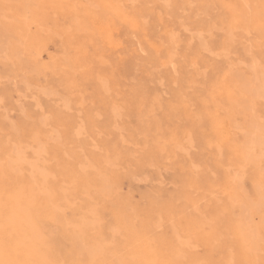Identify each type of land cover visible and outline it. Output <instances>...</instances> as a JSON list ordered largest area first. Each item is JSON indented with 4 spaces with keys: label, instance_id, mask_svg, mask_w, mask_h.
Returning <instances> with one entry per match:
<instances>
[{
    "label": "bare ground",
    "instance_id": "1",
    "mask_svg": "<svg viewBox=\"0 0 264 264\" xmlns=\"http://www.w3.org/2000/svg\"><path fill=\"white\" fill-rule=\"evenodd\" d=\"M28 1L54 8L51 12L45 6L29 11ZM79 1L89 2L86 17L91 16L93 6L99 8V18L107 21L105 34L108 21L111 26L117 19L123 22L121 65L128 81L123 79L126 83L118 94L142 101L129 103L128 108H139L142 119L145 110L166 108V117L182 114L185 122L176 116L174 126L166 124L164 117L138 125L136 129L151 139L142 136L146 146L136 158L123 146L127 143L119 140H101V150L96 152L88 149L85 138L69 131L47 135L41 120L7 125L2 118L0 264H264V1L0 0V54L4 52L5 59L0 71L28 70L19 58L22 51L34 63L40 62L35 45L43 41V32L54 30L75 51L68 60L53 64L54 73L60 74L59 84L73 95L84 94L92 84L94 95L103 97L106 77L97 66L91 70L87 61L92 56L87 45L93 43L94 34L85 21H76ZM107 1L117 2L109 5ZM55 14L69 25L57 30L61 20ZM183 29L192 30V35L184 38ZM243 33L254 42V54L248 42L238 48L239 40L244 43ZM140 49L148 50L150 57L141 67L144 74L138 75ZM238 52L243 63L240 56L233 58ZM246 62L252 67L245 69L249 73L240 68ZM147 76L156 82L165 80L176 103L163 105ZM193 143L200 150L193 160L187 157L189 150L182 157L176 194L159 189L147 194L144 202L133 203L121 193L123 177L148 165L156 167L163 153V159L176 150L184 154ZM47 153L50 165L46 164ZM255 215L259 217L256 222Z\"/></svg>",
    "mask_w": 264,
    "mask_h": 264
},
{
    "label": "rangeland",
    "instance_id": "2",
    "mask_svg": "<svg viewBox=\"0 0 264 264\" xmlns=\"http://www.w3.org/2000/svg\"><path fill=\"white\" fill-rule=\"evenodd\" d=\"M157 1H163V0H157ZM167 1H170V0H167ZM186 1H216V0H186ZM227 1H229V0H227ZM248 1H252L254 4H258L259 2L261 3L264 0H259V1L248 0ZM112 2H114V3H112ZM115 2H117V1H109V2L107 1V3H109V5H114ZM28 3H31L30 4L31 6L28 4V8H27V10L30 9L29 11H31V10L34 11L35 9H36L35 11L42 10V7L45 6L51 12V11H53V8H54L50 5H48V6L44 5L43 2L38 3L37 1H28ZM34 3H35V5H32ZM122 5L123 4H121L120 6H122ZM88 6H89L88 1H86V2L85 1H83V2L79 1V5H78L79 12L77 13L79 17L77 18L78 20H76V21L77 22H79V21L84 22L85 21V24L86 23L88 24V28H89L90 33L94 34L93 35L94 37L92 36V39L94 38V40L92 41L93 43L92 44L89 43V45H87L88 53H91V55H92V56H90V62H89L88 56H87V61H88V63H90L89 65L91 66V70H92V66H93V68L94 67L96 68V66H97L96 69H98V70L100 69L99 73L103 74L104 75L103 77H106V79L104 81L105 82V88H106L105 89L106 94H104L103 97H96L94 95L95 87L92 84L87 87V90L84 94H76L75 93V95H73V94H67L66 93V91L63 89V86L59 84L60 74L59 73H58V75L55 74V73H57V71L55 70L53 64L56 62H63L65 60H68L69 59L68 58L69 53L71 51L73 53H75V51H73V50L70 51L69 45L64 44V37H62L61 35H58L54 30H52L50 32L45 31V32H43V41L39 42L35 45L36 49L39 50V61L42 62V64L40 62L34 63L32 61V59L30 58V56L26 52L22 51V52H20L19 58L21 60H23L22 62H23V64H25L24 68L25 69L28 68V70H25L24 72L18 71V72H14V73H7V72L5 73L4 68H3L2 72L0 71V85H1L0 86V102H1V105H0V115H1L0 121L6 120V122H8L7 125H18L21 121L25 120L28 124L31 125L32 122H34L35 120H36V122L41 120L40 127L43 129V131L47 135H49L51 133L59 134L60 132H62L64 130L69 131L71 133L77 134L78 136L80 135L79 136L80 138H85V141H87V143H88V149L91 151H96V150L100 151L101 150V143H102L101 140H103V139H107L108 141H111V142H113L114 140H119V141H121V144L123 142L127 143L128 145L123 144V146H125V147L128 146L127 148L130 149L132 155L136 158H139L144 151V147L146 146L145 143L143 142V140H146V139H144V137H142V136L146 135L148 137V140L151 138L147 133H145V135L141 134L144 132H141V131L136 129L138 127V125L148 124L151 120L164 117V119H166V124L169 123L171 126H174V124L176 123L175 118L178 117L177 121H179V119H181V121H179L180 123L185 122V119H184L182 114L181 115L176 114L175 117L173 116V118L172 117L169 118L168 116L166 117L165 116V115H167L166 112H168V111H166V108H164V109L162 108V110H160L161 108H155V110H153V111L152 110H148V111L145 110L147 113L145 112V117L143 115V119H142L140 116H138L139 108H137V110L134 108H132V109L128 108L129 103L135 102V104H140V103H142V101H140V102H139V100L138 101H132L130 99H127L123 94L121 95L122 97L118 94V93L121 94V90H122L124 84L126 83V82H124L126 79L123 76L122 65H121L122 61H123V53H124L123 52V43L125 40L123 22H122L121 18L119 20L117 19L116 24L118 26L116 24H112V26L114 27V28H112V26L110 24L112 22L108 21L109 22V25H107L108 32H107V34H105L103 32L104 31L103 27L104 26L106 27V25H104V24H106L107 21H102L99 18V16H98L99 8L97 6H93L92 8H95V9L92 10L91 16L86 17L88 15V12H86L85 9ZM58 11L60 12L59 9H58ZM57 14H55L56 17H59V19L62 18V17H60V15H57ZM67 16L69 17L70 15H67ZM204 16L205 15H200L199 18H203ZM60 20H61L60 21L61 23H60V26L57 27V30L62 29L65 25H69L68 20H63V19H60ZM64 22H67V23H64ZM100 24H101V26H100ZM112 29L115 31H113ZM183 31H184V29L182 31H180V34L184 38L186 37V34H187V37L192 35L190 33V32H192V30L188 31V32H187V30H185L184 32ZM54 32L56 33V35ZM52 34H54V35H52ZM103 34H105L106 36H104ZM115 35H117V36H115ZM254 36H255V34H254ZM240 39H243L244 43L241 40H239L237 42L238 48H242V46L244 47L245 46L244 44H246L247 42H248L247 45L254 43V42H252L251 37H248L244 33L242 34V37ZM116 40H118V41L116 42ZM250 40H251V42H250ZM119 41H121V42L119 43ZM109 43H111V45ZM118 44H120V47ZM63 45H64V47H63ZM251 45H250L249 49L251 50V48H252V51L254 54L255 53L254 50L256 48L254 45H252V46ZM113 48L116 50H113ZM249 52H251V51H249ZM116 53H118V54H116ZM3 55H4V52H2L0 54V63L2 64L1 66H4L3 63L5 62ZM117 55H119V56H117ZM248 55H249V53H248ZM138 56H139L138 62L140 65L138 66V70L136 71V73L138 75H141V74H144L141 72L142 71L141 67L143 66L144 62L147 59H149L150 53L146 49H140ZM239 56H240V59H242L241 58L242 55L239 52H238V54H234L233 58L234 57L237 58ZM97 57L100 59H98ZM40 58H42L43 60ZM144 59H146V60H144ZM253 59H255V58H253ZM24 60H26V61L24 62ZM46 61L49 63H47ZM95 61H96V63H95ZM101 61H103V63ZM242 61H243V59L240 60L241 63H243ZM254 62H255V60H254ZM256 62H258L257 64H259V66H260V64H262L261 60L260 61L258 60ZM256 62H255V64H256ZM27 63H28V65L26 66ZM29 63L31 66L29 65ZM49 64H51V65H49ZM244 64H240L241 70L244 71L245 73H249L248 71H251L252 67H250L249 62H248V65H249L248 68H247V66H248L247 62L245 65ZM43 65H45V66H43ZM241 65H244V66H241ZM261 66H263V65H261ZM39 69H41V70L39 71ZM86 69H88V68L86 67ZM245 69L246 70L249 69V70L245 71ZM46 72H49V73H46ZM28 73H30V74H28ZM34 73H35V75H34ZM52 73H54V74H52ZM18 76H20V77L18 78ZM36 76H38V77H36ZM149 77L150 76H147V78H149ZM120 78H122V79L120 80ZM107 79L111 80V82H115V85L113 83L108 82ZM123 79H124V81H123ZM9 80H10V82H9ZM103 80H101V81H103ZM126 81H128V80H126ZM18 82H19V84H18ZM151 83H152V85H151ZM157 83L158 84L161 83V85L158 86ZM116 84L119 85V87L117 86L118 89L115 87ZM148 85L150 87H154L158 90L160 97L162 99L161 103H163V105H165L167 103H169V104L170 103H176V100L173 99L170 95L169 87H168L165 80H163V79L159 80L158 79L156 82V79H150L149 78ZM163 85L164 86L167 85V87H164ZM11 86H13V87H11ZM24 87H26L27 89ZM23 90H24V92H23ZM26 91L28 92V94ZM51 91H52V93H51ZM107 91L109 92L108 95H107ZM41 92H42V94H41ZM113 92L116 94L114 95ZM12 93H13V95H12ZM162 93H164L163 94L164 96L162 95ZM22 94L24 95V97H22ZM54 94L59 96V97L55 96ZM31 95H33V96H31ZM79 95H81V97ZM44 96L45 97L47 96V97L44 98ZM63 96H64V98H63ZM118 96H120V97H118ZM21 98H23V99H21ZM111 98H112V101L113 100L114 101L122 100V102L118 101L116 103H113L114 101L112 102ZM31 99H33L34 101H32ZM82 100L84 101V103L82 102ZM144 101H143V103L150 102L149 100H144ZM14 102L18 103V104L15 103L17 106L14 104ZM153 102L155 103V101H153ZM153 102H151V103H153ZM121 103L126 104L127 108L125 107L124 104H123L124 106L121 105ZM76 104L77 105L79 104L78 106H80V107L78 108V106ZM112 104H115V105H112ZM110 105L113 107V109L115 108V106H117V108L114 109L115 111L111 108ZM119 105L121 107L122 106L123 107L120 108ZM66 106H67V108H66ZM17 107H18V109H17ZM61 107H63V109H61ZM34 108H35V110H34ZM11 109H13V110L11 111ZM156 109L157 110L159 109L158 112ZM40 110H41V112H40ZM110 110H111V112H110ZM116 110H117V113H116ZM10 111L12 112V114ZM150 111H151V113H150ZM19 112H21L22 115L21 114L18 115L17 113H19ZM114 113L119 114V115H116ZM77 114L80 116H78ZM96 114H97V116H96ZM152 114H156V115L152 116ZM5 115H6L7 119L5 118ZM123 115H125V116H123ZM98 116H100L101 119L98 118ZM146 116L149 117V118H147V120H145ZM154 116H156V117L158 116V117L154 118ZM132 117H134V120H132L133 119ZM77 118L79 121L80 120L81 121L79 122L77 120ZM122 118H124V119H122ZM127 118L130 120H127ZM29 119L32 121H29ZM120 119H122V120H120ZM149 119H151V120H149ZM173 119H175V120H173ZM131 120H132V122H131ZM113 121H114V124H113ZM124 121L126 122V124L124 123ZM140 121H141V123H140ZM122 124H123L122 127H124V129L121 127ZM114 125H115V127H113ZM132 126H133V128H132ZM121 129L124 130V132ZM115 130H117V131L115 132ZM118 131H120L122 138H123V136H126L124 138L129 143L127 141H125V139L120 138L121 136H120V133H118ZM146 136H145V138H147ZM49 143H50V141L48 140L47 146H50ZM193 144L194 145H190L189 147H187L188 149H184V152L186 150V153H184V154L182 153L183 152L182 150H179V154L177 152L178 150H176L175 153H172V155L169 154L170 156L167 154L165 159H163L164 155H165V153H163L162 162L159 164L160 167H159V165H157V166L155 165L158 168H156V167L153 168L154 165H150V166L148 165L147 167L146 166L144 167V169L146 168L145 170L135 172L132 175L133 177L132 176L123 177L121 179V187H120L121 193L123 195L129 196L130 199L132 198L131 201L133 203L144 202L146 200L145 196L147 194L152 193V192L155 193L159 189H162L169 194H171V193L176 194L178 189L180 188V185H181L180 178L182 175L183 168L181 167V169H180L179 167L181 166L180 163L184 160V158H182V157L186 156L188 154V152L190 151L187 157H189L190 160H193V156L196 153H198L200 150L195 143H193ZM139 146L141 149L139 148ZM142 147H143V149H142ZM190 147L194 148V149L191 150ZM134 151H137V152L134 153ZM168 157L170 159L171 158H173V159L170 160ZM45 159H46V164L50 165L52 161H51L48 153L46 154ZM169 161H170V164H169ZM164 162H167V163H164ZM161 166H162V168H161ZM168 166L170 167V169L167 170ZM171 167L173 169H171ZM155 169H156V171H155ZM163 169H165V170H163ZM121 171L125 172L126 168L122 167ZM170 171H171V173H170ZM162 172L164 173V175ZM158 175H159V177H158ZM142 177H144V178H142ZM144 179H146L145 180L146 182L143 181ZM176 179H178V181ZM142 181H143V183H142ZM147 182H148V184H146ZM139 183L141 184V186ZM159 183H161V184H159ZM176 183H177V185H176ZM142 184H145L146 186H144V185L142 186ZM158 184L160 186L159 188H158ZM161 185L163 186V188L161 187ZM150 190H151V192H150ZM127 192H128V194H127ZM254 217H253L254 222L259 220L258 215H255ZM256 219H258V220H256Z\"/></svg>",
    "mask_w": 264,
    "mask_h": 264
}]
</instances>
